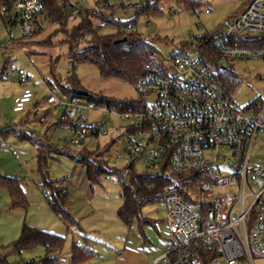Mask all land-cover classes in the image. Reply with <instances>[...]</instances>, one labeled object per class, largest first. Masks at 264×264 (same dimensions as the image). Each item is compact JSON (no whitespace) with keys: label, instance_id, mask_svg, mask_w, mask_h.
<instances>
[{"label":"built area","instance_id":"obj_1","mask_svg":"<svg viewBox=\"0 0 264 264\" xmlns=\"http://www.w3.org/2000/svg\"><path fill=\"white\" fill-rule=\"evenodd\" d=\"M86 10L96 12V20L102 23L101 6L87 9L79 4L69 22H76ZM14 12L16 22L7 28L17 27L19 35L10 33L4 47L30 39L50 25L40 0H15ZM221 30L213 64L202 57L197 37L189 42L190 48L169 57L157 53L148 57L142 76L134 83L139 109L119 111L52 91L46 99L51 111H63L57 125L66 124L71 132L66 143L73 146L108 134L111 113L130 123L122 136L127 142L123 156L128 166L120 173L102 176L100 182L111 178L122 186L133 173L139 174L135 170L139 162L147 173L168 164L170 172H199L207 178L200 187L205 198L197 205L186 203L174 191L164 194L171 241L151 264H208L212 253L216 256L211 264L252 263L255 257H264V158L252 167L258 137L264 134V99L259 106L238 109L221 79L232 61L264 59V0H250L243 11L224 21ZM136 32L135 27L122 26L118 33ZM31 88L28 82L15 98L16 113L32 105ZM94 110L101 113V121L83 124V115ZM36 123L44 126L47 117L40 116ZM223 160L228 161L226 166L220 165Z\"/></svg>","mask_w":264,"mask_h":264},{"label":"rangeland","instance_id":"obj_2","mask_svg":"<svg viewBox=\"0 0 264 264\" xmlns=\"http://www.w3.org/2000/svg\"><path fill=\"white\" fill-rule=\"evenodd\" d=\"M76 1L87 9L99 5L108 17L113 16L115 21L123 24L129 23V26L136 28L139 38L150 43L155 52L164 57L181 51L195 37L216 34L225 20L239 14L250 2L189 0L190 3H184L163 0L158 4L161 10L159 15L145 17L138 16L135 7L155 0H72V3ZM208 9L210 13L207 14L205 11ZM95 23L96 26L102 24L97 20ZM56 30V25H46L34 37L4 47L9 42L10 33L18 36L19 30L17 27L8 29L0 20V75L3 77L0 79V174L21 180L28 203L26 209L12 210L9 193L2 191L0 213L4 211L12 224L19 221L22 227L25 223L43 227L35 228L44 231L52 228L61 233L66 238L65 247L61 252L52 254L58 257V264H73V250L78 240L95 250L96 255L91 264H143L144 255L153 249V246L145 243L144 233L155 240L156 247L160 243L165 248V238L169 235V216L163 200L142 208L143 219L152 221L161 230L160 238L153 224H145L140 228L137 219L131 225L125 224L118 216L124 202L122 187L108 178L107 182L95 183L91 189V183L85 178V168L74 158L82 152L92 155L103 153L111 167L123 171L128 166V158L123 156L127 142L122 136L130 123L121 121L119 114L111 113L108 134L89 137L84 144L73 146L66 143L71 136L70 130L65 126H57L63 111H51L46 103L50 91L60 95L62 87H71L72 81H76L89 94L110 99L136 101L139 99L138 92L134 84L128 81L102 77L93 64L82 63L74 67L69 58V45L61 34L55 33ZM118 32L119 27L110 23L100 28V34L103 35H115ZM49 38L52 46L39 45ZM226 75L223 83L230 90L232 101L238 109L260 105L264 99V59L232 61ZM28 82L34 93L32 105L25 112L16 113L13 109L15 98ZM148 102L152 104L153 101L150 99ZM40 116L47 117L44 126L36 123ZM83 118V124L90 125L100 122L102 115L94 110L85 113ZM12 128L43 141V162L38 159V148L28 140L19 139L18 135L10 131ZM263 158L264 134H260L253 152L252 167ZM227 163V160H223L220 165L226 166ZM135 170L139 174L145 173L144 163H137ZM64 179L71 194L68 208L80 223L81 231H68L45 198L50 193L46 182ZM192 196L197 200L205 198L200 188L194 190ZM126 246L133 251H126ZM47 255L46 249L39 246L23 251L21 255L11 251L7 258L10 264H44ZM244 261V264H250Z\"/></svg>","mask_w":264,"mask_h":264},{"label":"trees","instance_id":"obj_3","mask_svg":"<svg viewBox=\"0 0 264 264\" xmlns=\"http://www.w3.org/2000/svg\"><path fill=\"white\" fill-rule=\"evenodd\" d=\"M48 13V22L56 25L55 33L64 37V42L69 45V58L76 67L82 63H90L97 67L99 73L104 78H118L134 84L143 74L144 61L153 54H156L153 46L138 37L136 33L122 36L100 34V28L105 24H114L119 28L122 26L131 27L129 23L123 24L115 21L113 16L108 17L104 14L101 26H96L95 20L98 18L96 12L86 10L74 23L69 22V16L78 7V4L71 3L70 0H40ZM136 6L138 16H155L161 13L158 7L159 2ZM178 2L190 3L189 0H177ZM15 0H0V20L5 27L15 24L14 15ZM4 10V11H2ZM5 12V14H4ZM8 15V16H7ZM221 27L216 34H204L197 37L202 45V57L213 64L218 53L215 47V40L221 35ZM49 38L39 43L40 46L50 47L52 41ZM126 39V42L116 44V41ZM21 42H18L19 44ZM184 48H190L187 43ZM227 70L222 74L223 82L226 80ZM0 79L3 77L0 75ZM71 87H62V93L78 97L82 100L96 104H106L109 108L119 111L139 109L141 105L135 100H116L105 96L89 94L78 96L77 91L82 90L76 81L71 82ZM66 124H59L57 126ZM18 135L21 140H28L38 148L39 161L43 162V141L29 136L25 133L17 132L14 128L10 129ZM79 165L86 168L87 178L90 183H100L104 175L120 173L116 168L110 166L104 159L103 153L92 155L82 152L78 157H74ZM207 178L199 172L195 173H173L168 169V164H162L159 171L154 173H133L129 180L122 185L124 205L119 210L120 219L127 225H131L135 218H140L142 208L147 204H154L163 200L167 191L178 193L183 200L190 205H197L199 201L192 196V192L201 187V183ZM46 186L50 193L46 197L52 211L66 225L69 231L80 229L79 222L68 210L70 194L67 189L61 186L59 181H47ZM0 190H6L11 199L12 210L26 209L28 203L21 180L0 174ZM202 207L205 208L204 204ZM66 243V238L48 231L40 230L25 225L21 236L13 244L0 249V264H10L8 255L11 251L21 255L23 251L31 250L43 246L47 251V256L43 260L44 264H58V257L52 256L53 253L61 252ZM95 250L89 244H77L73 250V264H91L95 257ZM216 254L209 256V262Z\"/></svg>","mask_w":264,"mask_h":264},{"label":"crops","instance_id":"obj_4","mask_svg":"<svg viewBox=\"0 0 264 264\" xmlns=\"http://www.w3.org/2000/svg\"><path fill=\"white\" fill-rule=\"evenodd\" d=\"M70 2L72 3V0H70ZM76 4H79L78 1H76ZM80 5V4H79ZM61 126V125H60ZM65 126V125H63ZM59 127V126H58ZM67 127V126H65ZM68 128V127H67ZM39 139V138H38ZM41 140V139H40ZM84 167V166H83ZM85 168V167H84ZM85 178L86 180H88L87 178V171H86V168H85ZM89 181V180H88ZM59 182H61V186L65 189L68 190L69 194H70V189H69V186L67 185V183L65 182V179L64 180H59ZM93 185L91 183V189H93ZM122 187V186H121ZM2 191H6V190H0V193ZM121 196L123 197V188H122V192H121ZM70 199H71V194H70ZM124 200V198H123ZM70 204V202H69ZM49 205V204H48ZM123 205H124V202H123ZM122 205V206H123ZM121 206V208H122ZM50 207V206H49ZM69 207V205H68ZM51 208V207H50ZM120 208V209H121ZM119 209V210H120ZM69 210V208H68ZM70 211V210H69ZM54 213V212H53ZM71 213V212H70ZM55 214V213H54ZM72 214V213H71ZM56 215V214H55ZM73 215V214H72ZM74 216V215H73ZM118 216H119V211H118ZM57 218H59L57 215H56ZM75 218V217H74ZM120 218V217H119ZM9 218L7 216H5V212L3 211L2 213H0V249L1 248H5V247H8L10 246L11 244L10 243H14L16 240L19 239V237L21 236V233H22V230H23V227L26 225L24 223L23 227L20 225V222L18 221V223H10V220H8ZM137 219L138 221V224L141 227H143V225L145 224H153L157 233H158V236L160 238H162L161 236V230L159 229V227H157L154 223H152V221L150 220H144L143 219V216H142V213H141V217L140 218H135ZM60 220V219H59ZM61 221V220H60ZM62 222V221H61ZM63 223V222H62ZM133 223V222H132ZM131 223V224H132ZM64 224V223H63ZM80 224V223H79ZM65 225V224H64ZM28 226V225H27ZM66 226V225H65ZM30 227H33V226H30ZM35 227H39V228H42L43 227H40V226H35ZM33 227V228H35ZM67 228V227H66ZM41 230V229H40ZM68 230V228H67ZM82 228H81V225H80V229H78L77 231H81ZM45 231H48V232H51V233H54V234H57V235H60L61 233L57 232L56 230L52 229V228H49ZM69 231V230H68ZM168 238L166 239L165 238V248L163 247V245H161L160 243H157V247L155 246V240H151L150 238L147 237V235L144 233V237H145V243H149L151 246H153V249L151 250V252H149V254H145L143 259H144V263L143 264H151L153 261H155L157 258L161 257L166 249H167V246L168 244L170 243L171 241V232H170V219H169V228H168ZM62 236V234L60 235ZM10 244V245H8ZM7 245V246H6ZM125 250L126 251H129V252H132L133 249L129 246H126L125 247ZM243 261V260H242ZM240 261L238 264H244L246 263L245 261L242 262ZM251 264V263H250ZM252 264H264V257H258L254 260V263L252 262Z\"/></svg>","mask_w":264,"mask_h":264},{"label":"water","instance_id":"obj_5","mask_svg":"<svg viewBox=\"0 0 264 264\" xmlns=\"http://www.w3.org/2000/svg\"><path fill=\"white\" fill-rule=\"evenodd\" d=\"M126 42V39H123V40H118L116 41V44H120V43H124ZM87 92H85L84 90H78L77 91V95L78 96H86Z\"/></svg>","mask_w":264,"mask_h":264}]
</instances>
